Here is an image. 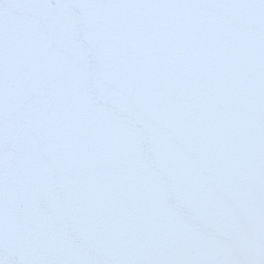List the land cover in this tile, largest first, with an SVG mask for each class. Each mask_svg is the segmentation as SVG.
Here are the masks:
<instances>
[{"label": "snow or ice", "instance_id": "snow-or-ice-1", "mask_svg": "<svg viewBox=\"0 0 264 264\" xmlns=\"http://www.w3.org/2000/svg\"><path fill=\"white\" fill-rule=\"evenodd\" d=\"M0 264H264V0H0Z\"/></svg>", "mask_w": 264, "mask_h": 264}]
</instances>
